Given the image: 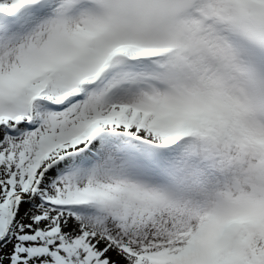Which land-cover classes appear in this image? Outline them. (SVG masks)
Returning <instances> with one entry per match:
<instances>
[{"label":"snow or ice","instance_id":"snow-or-ice-1","mask_svg":"<svg viewBox=\"0 0 264 264\" xmlns=\"http://www.w3.org/2000/svg\"><path fill=\"white\" fill-rule=\"evenodd\" d=\"M0 264H264V0H0Z\"/></svg>","mask_w":264,"mask_h":264}]
</instances>
